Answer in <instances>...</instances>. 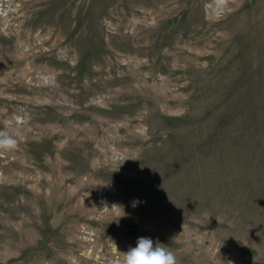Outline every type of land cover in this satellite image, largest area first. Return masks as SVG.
I'll return each instance as SVG.
<instances>
[{
    "label": "rangeland",
    "instance_id": "obj_1",
    "mask_svg": "<svg viewBox=\"0 0 264 264\" xmlns=\"http://www.w3.org/2000/svg\"><path fill=\"white\" fill-rule=\"evenodd\" d=\"M0 133V264H264V0H0Z\"/></svg>",
    "mask_w": 264,
    "mask_h": 264
},
{
    "label": "clouds",
    "instance_id": "obj_2",
    "mask_svg": "<svg viewBox=\"0 0 264 264\" xmlns=\"http://www.w3.org/2000/svg\"><path fill=\"white\" fill-rule=\"evenodd\" d=\"M15 143V140L0 133V149L13 148ZM121 264H177V260L175 254L166 247L159 244L154 246L152 239L141 237L135 247L124 253Z\"/></svg>",
    "mask_w": 264,
    "mask_h": 264
}]
</instances>
